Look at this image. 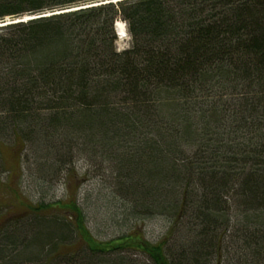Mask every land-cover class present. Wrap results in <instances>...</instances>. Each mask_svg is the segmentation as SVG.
<instances>
[{
  "label": "trees",
  "instance_id": "16d2710c",
  "mask_svg": "<svg viewBox=\"0 0 264 264\" xmlns=\"http://www.w3.org/2000/svg\"><path fill=\"white\" fill-rule=\"evenodd\" d=\"M113 1L0 0V24L36 16L0 26V144L47 175L106 160L168 233L102 242L74 193L1 223L0 264H264V0Z\"/></svg>",
  "mask_w": 264,
  "mask_h": 264
},
{
  "label": "rangeland",
  "instance_id": "374dc122",
  "mask_svg": "<svg viewBox=\"0 0 264 264\" xmlns=\"http://www.w3.org/2000/svg\"><path fill=\"white\" fill-rule=\"evenodd\" d=\"M28 15L22 17L29 20L31 16ZM22 17L7 16L5 21ZM125 29L127 36L119 38V51L130 46L127 26ZM0 145V224L25 216L30 205L52 203L78 193V203L86 214L88 227L92 235L102 242L127 234L136 223L142 225L146 239L152 242L160 241L168 233L172 222L165 216L135 221L128 212L126 214L124 201L113 194L112 165L106 160L97 158L92 163L79 157L62 172L54 164L47 175L42 171L45 162L38 163V151L30 144L20 154L24 149L23 141L7 135ZM133 255L138 259L141 257V254Z\"/></svg>",
  "mask_w": 264,
  "mask_h": 264
},
{
  "label": "bare ground",
  "instance_id": "6f19581e",
  "mask_svg": "<svg viewBox=\"0 0 264 264\" xmlns=\"http://www.w3.org/2000/svg\"><path fill=\"white\" fill-rule=\"evenodd\" d=\"M114 1H118V0H114ZM97 4H99V3H97ZM97 4H95V5H97ZM28 16H30V15H28ZM33 17H35V16H32L31 18H33ZM31 18H28V19H31ZM22 20L27 21L26 17H22V19L11 21V22L5 21L4 23H1L0 26L8 24V23H12V22H19ZM116 26H117V29L120 31V37L125 38L127 36V33H126L127 30L125 29L126 28L125 22L122 20H119L117 22Z\"/></svg>",
  "mask_w": 264,
  "mask_h": 264
},
{
  "label": "water",
  "instance_id": "95a60500",
  "mask_svg": "<svg viewBox=\"0 0 264 264\" xmlns=\"http://www.w3.org/2000/svg\"><path fill=\"white\" fill-rule=\"evenodd\" d=\"M118 1H121V0H118ZM118 1H116V2H118ZM126 33H127V31H126ZM120 34V33H119Z\"/></svg>",
  "mask_w": 264,
  "mask_h": 264
}]
</instances>
